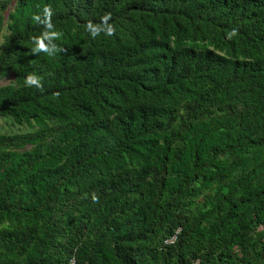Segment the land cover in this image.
Returning a JSON list of instances; mask_svg holds the SVG:
<instances>
[{
    "label": "trees",
    "instance_id": "trees-1",
    "mask_svg": "<svg viewBox=\"0 0 264 264\" xmlns=\"http://www.w3.org/2000/svg\"><path fill=\"white\" fill-rule=\"evenodd\" d=\"M0 36V264H264V0H0Z\"/></svg>",
    "mask_w": 264,
    "mask_h": 264
},
{
    "label": "clouds",
    "instance_id": "clouds-1",
    "mask_svg": "<svg viewBox=\"0 0 264 264\" xmlns=\"http://www.w3.org/2000/svg\"><path fill=\"white\" fill-rule=\"evenodd\" d=\"M53 15L54 12L51 5L44 6L40 13L32 15V21L42 27L40 34L31 38L33 44L31 53L33 55L43 53L48 57H55L58 53L63 51L56 43V41L60 40L63 36V32L56 29L52 20ZM111 20L112 13L108 12L100 18L99 22L88 20L84 25V29L92 39H96L102 34L111 37L116 33V26L110 22ZM236 35L237 31L232 30L228 33V38L231 39ZM24 85L25 87H35L39 90H43V78L34 71L30 72L24 79ZM91 199L93 203H99L97 194L93 193Z\"/></svg>",
    "mask_w": 264,
    "mask_h": 264
},
{
    "label": "rangeland",
    "instance_id": "rangeland-1",
    "mask_svg": "<svg viewBox=\"0 0 264 264\" xmlns=\"http://www.w3.org/2000/svg\"><path fill=\"white\" fill-rule=\"evenodd\" d=\"M2 41V36H0V42ZM10 75L0 78V84H5L9 81ZM27 128L25 126H18V125H12L9 121V119H1L0 120V132H19V131H25Z\"/></svg>",
    "mask_w": 264,
    "mask_h": 264
},
{
    "label": "built area",
    "instance_id": "built-area-1",
    "mask_svg": "<svg viewBox=\"0 0 264 264\" xmlns=\"http://www.w3.org/2000/svg\"><path fill=\"white\" fill-rule=\"evenodd\" d=\"M173 240V238L172 239H170L169 241H172Z\"/></svg>",
    "mask_w": 264,
    "mask_h": 264
}]
</instances>
